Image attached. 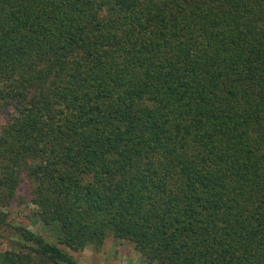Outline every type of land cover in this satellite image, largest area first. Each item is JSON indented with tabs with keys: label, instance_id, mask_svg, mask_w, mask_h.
<instances>
[{
	"label": "trees",
	"instance_id": "trees-1",
	"mask_svg": "<svg viewBox=\"0 0 264 264\" xmlns=\"http://www.w3.org/2000/svg\"><path fill=\"white\" fill-rule=\"evenodd\" d=\"M109 236L264 264V0H0V264Z\"/></svg>",
	"mask_w": 264,
	"mask_h": 264
},
{
	"label": "rangeland",
	"instance_id": "rangeland-1",
	"mask_svg": "<svg viewBox=\"0 0 264 264\" xmlns=\"http://www.w3.org/2000/svg\"><path fill=\"white\" fill-rule=\"evenodd\" d=\"M25 203L13 202L10 207V217L13 221L28 226L33 230H39L32 223L28 216V208ZM11 244L7 239L0 238V252L10 248ZM77 264H129L131 261H138L139 256L133 250L131 244L125 240H117L111 236L107 237L103 246L94 250L87 247L82 251L73 253Z\"/></svg>",
	"mask_w": 264,
	"mask_h": 264
}]
</instances>
